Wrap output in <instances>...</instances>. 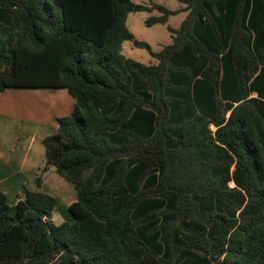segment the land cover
I'll list each match as a JSON object with an SVG mask.
<instances>
[{
	"label": "trees",
	"instance_id": "obj_1",
	"mask_svg": "<svg viewBox=\"0 0 264 264\" xmlns=\"http://www.w3.org/2000/svg\"><path fill=\"white\" fill-rule=\"evenodd\" d=\"M178 1L0 0V94L68 91L37 184L77 193L62 224L50 194H0V264H264V0ZM137 12L186 16L154 51Z\"/></svg>",
	"mask_w": 264,
	"mask_h": 264
},
{
	"label": "crops",
	"instance_id": "obj_2",
	"mask_svg": "<svg viewBox=\"0 0 264 264\" xmlns=\"http://www.w3.org/2000/svg\"><path fill=\"white\" fill-rule=\"evenodd\" d=\"M37 92L8 89L0 94V194L14 205L26 190L58 199L62 187L63 206L69 209L77 201L74 186L53 169L44 175L42 187L37 177L45 163L43 140L57 132L58 118L71 114L74 100L66 89L57 90V95Z\"/></svg>",
	"mask_w": 264,
	"mask_h": 264
},
{
	"label": "rangeland",
	"instance_id": "obj_3",
	"mask_svg": "<svg viewBox=\"0 0 264 264\" xmlns=\"http://www.w3.org/2000/svg\"><path fill=\"white\" fill-rule=\"evenodd\" d=\"M132 1L138 4L157 3V4L166 6L170 10H176L180 7V3L178 0H132ZM152 15H158V13L157 12H154L153 14L147 13V12L131 13L128 16L127 26L130 29V31L134 34L136 39L149 43L154 51H160L164 45H169L172 43V37H171V33L168 30V27H171L174 29L179 28L186 14L182 13V14L172 16L168 24H156L152 27H147L145 24V21ZM122 53L127 58L134 59L146 65L154 64L156 62L154 59L151 58L147 50L134 46L133 42L131 41H125L123 43ZM21 90L27 91L29 94H32L35 92L38 93L37 91H39L40 93L50 92V93H53L54 95H57L55 93L59 89H37L36 88V89H21ZM35 95L36 94H34L33 97ZM51 169L55 170L54 168H51ZM66 183L70 184L69 182H66ZM55 186H57V184L56 185L54 184V187ZM62 193H66V190H63V188L61 187L59 189V193L57 197L58 205H57L56 210L53 213V221L56 224H62L66 221H70L72 217L69 210L65 209V207L63 206L65 205L64 203L65 194H62Z\"/></svg>",
	"mask_w": 264,
	"mask_h": 264
}]
</instances>
